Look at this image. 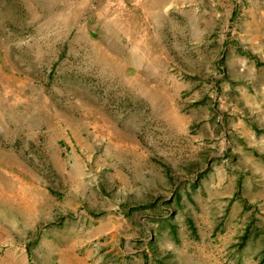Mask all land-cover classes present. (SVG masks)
<instances>
[{"label": "rangeland", "instance_id": "1", "mask_svg": "<svg viewBox=\"0 0 264 264\" xmlns=\"http://www.w3.org/2000/svg\"><path fill=\"white\" fill-rule=\"evenodd\" d=\"M106 1L0 0V49L52 95L0 123V264H264V0H186L178 105L146 116L85 75Z\"/></svg>", "mask_w": 264, "mask_h": 264}, {"label": "crops", "instance_id": "2", "mask_svg": "<svg viewBox=\"0 0 264 264\" xmlns=\"http://www.w3.org/2000/svg\"><path fill=\"white\" fill-rule=\"evenodd\" d=\"M184 2L186 0H107L99 21L84 23L78 31L81 39L78 36L76 42L80 41L81 56L87 60V65L83 64V68L87 66L85 75L112 77L119 101L129 99L132 106L137 107L134 110L130 107V116H146L149 108L168 111L178 105L175 100L171 102V86L183 85L178 77L184 72L171 68L168 48L171 23L176 28L179 21L186 18ZM174 39H179L176 33H173ZM70 56L67 54V59ZM28 77L13 67L9 52L1 47V124L42 123V111L47 108L42 104V97L48 100L52 95L48 97L41 87L35 89L33 82L26 86ZM54 103L48 105L47 122H58V107ZM109 119L107 121L111 122ZM9 151L2 149L0 153L9 155Z\"/></svg>", "mask_w": 264, "mask_h": 264}]
</instances>
